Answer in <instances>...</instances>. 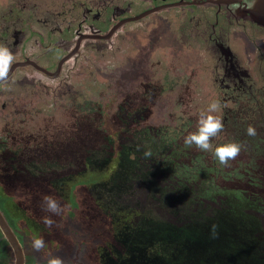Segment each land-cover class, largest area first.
Segmentation results:
<instances>
[{
  "label": "rangeland",
  "instance_id": "obj_1",
  "mask_svg": "<svg viewBox=\"0 0 264 264\" xmlns=\"http://www.w3.org/2000/svg\"><path fill=\"white\" fill-rule=\"evenodd\" d=\"M29 1V9L35 5L40 11L47 12L58 11L62 9V6L68 7L67 3L71 4L68 0ZM24 4L26 2L23 0H0V23L4 20L15 21L18 17L25 18L24 20L28 19L27 11L21 8ZM165 20L166 18L162 14L152 15L146 20L129 25L123 34L126 35L125 38L121 39L120 37L118 40L119 48L116 46L117 41L113 47L101 48L95 54L86 55L83 53V61L80 62L82 69L77 71L70 80L73 87L81 92V95L74 98L67 97L66 93L69 90L64 81L61 83L64 95L58 98L53 94V91H50L48 95L42 93V88L39 85L27 82L22 75L24 73L20 72L0 89V96H4H2L4 101H0V175L2 174V162L8 160L11 151L18 152V155L13 157V167L25 169L27 165L33 166L35 171L29 170V172L35 173L36 176L44 170H51L50 166L42 161V155L44 161L46 157L49 158L61 166V170L66 168V166H62L63 160L69 161L72 168L75 167V160L78 164L77 174L72 179L64 180L66 183H64L63 194H43V197L52 196L61 203L63 212L60 215L45 211L43 198L39 203L35 197L36 202L39 203L38 210H36L38 217L34 216L31 220L30 216H20L24 218L23 220L18 215H23L22 210L25 207H34L33 204H25L24 201L19 200L20 202H17L22 203V209L17 210L13 208L16 203L9 202L13 201L12 198L3 197L1 200L7 199L3 203L4 206L6 204L8 210H13V219L17 218L18 220L15 223L12 221L13 228L20 225L29 235L24 243L27 264H46V260L50 256L61 257L64 264H98L92 253L97 247H101L109 231V228H104L103 217L98 215V213L104 214L103 210H98V204L100 200H104L106 193L101 195L102 189L92 191L91 186L94 188L101 185L110 176L111 171L108 169H82L84 165L81 163L80 157L75 158L74 155L70 156L60 151L63 137L74 131L77 119H81L80 122L83 123V118L88 116L90 119L96 120L95 127L101 132H108L113 137L122 138L120 136L122 125L120 119L116 118V113L119 110V105L126 102L129 113L132 111L143 113L142 119L131 125V128H154L162 135H167L164 132L169 131L170 137L176 133L178 139L180 138L181 146L187 147L184 138L196 130L200 113L206 111L208 105L214 101V97L218 96L212 87L215 76L213 74L217 71L214 69L215 72L210 74L211 71L208 69V64L211 63L210 55L204 54L202 49L191 52L184 49L183 44L187 43L185 47L190 49L191 42L176 33L174 20L168 22ZM160 21L164 23H160ZM75 23L73 17L67 16L66 19H59L58 24L68 28ZM27 25L28 28L31 27L32 42L30 44L34 48H38L36 41H40V37L47 39L46 44H48V40H51V44L56 43L59 39L60 35L56 34L50 33L49 37L46 32H43L41 25L35 21ZM131 29L132 31L128 33ZM63 36L71 37L67 32ZM237 40L242 42L238 46L243 51L237 56L238 59L249 65L253 64L252 56L260 52L259 48L264 50V40L255 39L254 43L257 44L255 45L248 40V36L245 37L242 33L235 41ZM171 44L175 48L177 46L176 52L171 48ZM40 50L38 48L36 52L44 53L43 49ZM40 61H46V57H41ZM86 67L88 70H85ZM161 81L166 86L162 92L157 90ZM88 101L91 104H99L102 110L101 114L90 110L86 106ZM1 102L6 105L5 108L1 107ZM78 103H81V108ZM261 124H264V121ZM258 127L259 125L256 126V130ZM227 142H231L229 135L219 136V145ZM260 142L264 144L263 137H260ZM214 146L216 145H212V147ZM194 147L189 158L192 154L195 156L196 151H202ZM36 149L46 150L39 154ZM195 157L202 161L206 160L202 155ZM250 162L249 153L243 149L235 160L230 161L229 167L223 168L224 173L229 175L233 169H236L238 175V170L241 171L246 165H249V168L252 165L253 168V160L251 165ZM261 162L264 168V158ZM206 166L209 167V164ZM59 173L60 176L66 175L63 171ZM251 173L253 175L252 182L245 180L250 174L244 177L237 176L240 179L235 181L236 187L247 191L246 195H249L254 188L264 195V177L257 175L255 169ZM19 175L26 177L29 181L32 179L29 175ZM212 182L220 188H223V185L229 188L232 184L220 177L214 178ZM20 185L21 183H16L13 178V189ZM0 193L6 196L1 188ZM39 195L41 193L35 194V196ZM261 198L264 200V196ZM160 206L161 204H154L146 210L136 211V214L148 219L158 217L165 221L173 219L171 213L168 210H160ZM132 215L136 216L135 213ZM45 216L54 220L55 223L51 228L44 224ZM261 216V224L253 227L251 236L259 232L258 235L263 239L264 214ZM37 220L40 224L45 225L44 231L32 227L34 221ZM225 220L226 218L221 220V227L226 225ZM155 222H160V220ZM192 222L187 227L179 226L181 234L188 232L192 234L191 230L194 228L200 230L199 223ZM203 225L205 224L203 223ZM34 238H43L45 248L39 252L35 251L31 247ZM4 249L5 245H1L0 240V264H14L15 258L12 249L6 251ZM261 260L264 261V255Z\"/></svg>",
  "mask_w": 264,
  "mask_h": 264
},
{
  "label": "flooded vegetation",
  "instance_id": "obj_2",
  "mask_svg": "<svg viewBox=\"0 0 264 264\" xmlns=\"http://www.w3.org/2000/svg\"><path fill=\"white\" fill-rule=\"evenodd\" d=\"M23 1L26 4L21 8L27 11L28 19L24 20L25 18L21 19L18 17L15 21L10 20L7 22L4 20L0 23V43L8 46L15 57L8 81L13 80L18 72L24 73L22 75L26 81L39 85L42 88L41 92L45 95L53 91L56 97H63L64 91L61 90L62 81L65 82V86L69 90L66 93L68 98L81 95V92L73 87L70 80L73 75H76L77 71H81L82 69L80 62L83 61V53H86V55L95 54L101 48L113 47L120 37L121 39L125 38L126 35L123 34L129 25L146 20L152 15L162 14L166 18L165 22L174 20L177 29L176 33L181 38L191 42L190 49L185 47L187 43L183 44V48L190 52L194 50L201 51L202 49L204 54L210 55L211 63L208 64V69L211 71L210 74L215 72L214 69L217 71V73L213 74L215 76L213 77L212 87L218 95L214 97V100H219L221 104V108L216 114L222 118L224 129L211 140V144L216 146L207 152L200 149L198 150L201 152L196 151L195 156H204L206 158L204 161L196 158L193 154L190 158L171 157V159L165 160V156L170 155L171 152H166L165 155L164 153H155L150 162V166L153 169L149 168V172L155 176L157 186L150 190L146 188V183L141 172L137 177L138 179H136V176H132L131 178L125 177V182L122 179L115 182L110 180L114 178L116 164L124 159V153L129 155L128 158L131 160L138 157L125 152L123 143L127 141L126 139L132 140V132L135 133L141 129L131 128V125L139 122L138 120L142 119L143 113L136 111L129 113L126 108V102L119 105L116 118L120 119L122 125L121 135L119 134L122 138L113 137L108 132H101V130L95 127L96 120H92L88 116L83 118V123L80 122L81 119H77L74 131L63 137L60 151H64L66 146H68L67 150L72 151V155L75 158L78 156L82 159L81 163L84 165L82 169H108L111 171L110 176L101 185L94 188L91 186L92 191L102 189L101 195L102 193H106L104 200L99 201L98 210H103L104 214L108 213V210L119 211L124 207L141 210L136 203L127 202L120 198H127L128 201H132V198L137 197L136 195L133 197L132 190H138L139 193L158 197L159 201V198L162 199L161 193L163 194L167 188L173 189L174 185H177L176 181H184L185 176L181 171L186 170L185 172L191 174L188 177L190 181H185L189 189V199L194 198L195 203L190 201L183 204L181 201H171L170 207L162 208L160 206V210H173L175 214L177 210H187L188 212L204 210L208 213V216L217 215L225 219L224 214L226 212L224 210L248 209H244L241 206V203L244 202L241 197L245 196L247 197L246 201L252 200L256 202L257 210L252 209L255 215L262 213V211L264 212V200L261 198L264 196L263 193L254 188L249 195H246L247 191L237 188V184L235 185V181H239L240 178L238 177H241L239 171L238 177L233 172L226 175L223 170L225 166L220 165L214 156V149L219 145L218 138L222 134L229 135L231 141H235L234 137L237 136L238 132L243 131L247 135L246 129L249 125L255 128L259 125L256 130L257 135L255 136L259 141L260 137L264 138V124H261L264 121V50L259 48L260 52L252 56L253 64L249 65L238 59L239 53H243L238 46L242 42L240 40L235 41L241 33L245 37L248 36V40L251 43H254V40L257 38L264 40V27L258 24L255 9L251 12L254 5L252 0H68L71 3H67L68 7L62 6L61 10L54 12L40 11L38 6L35 5L30 7L32 9H29L30 1ZM153 10L158 11L151 13L145 18H141L142 15ZM67 16L73 17V21H76L74 24L76 26L72 25V27L65 28L58 24L59 19H66ZM56 18L57 20L55 21ZM32 21L39 23L43 32H46L49 37L50 33L57 36L60 35L56 43L50 44L51 40H48V44H46L47 39L44 37H40V41H36L37 47L41 50L43 49L44 53H37L36 50L38 48H34L30 44L32 42V38L30 37L32 33L30 32L31 27L28 28L27 24ZM160 23L164 22L160 21ZM131 31L132 29L128 33ZM65 32L69 33L71 37L65 38L63 36ZM254 44L257 45L256 43ZM119 45L120 42L118 41L116 46L119 48ZM171 48L176 52L177 46L175 48L172 45ZM43 56L46 57V61H40ZM51 61L52 64H50ZM85 70H88V68L86 67ZM11 83L13 84V82ZM159 83L161 84L157 87V90L162 92L166 89V86L162 84V81ZM4 84H0V89H2ZM10 86L13 87V85ZM2 96H0V101H4ZM5 106L1 102V107L5 108ZM78 106L81 108V103H78ZM86 106L92 111L95 110L97 114H101L102 112L99 104H91L88 101L86 102ZM165 138L173 140L168 134L165 135ZM172 143L175 145L174 148H178L180 145L166 141L165 147L168 148ZM259 144L263 149V142ZM96 147L107 149V157L109 159L112 158V160L96 159V161H87L90 151L92 149L93 151L96 150L94 149ZM45 150L42 149L40 152ZM17 154L18 152L16 153V151L9 152L10 157L8 160L2 162V174L0 175V188L6 195L4 196L0 193V209L14 232L15 229L12 226V221L15 223L16 220L13 219V210H7L6 204L5 206L3 204L7 199L1 201L3 197L12 198L13 201L10 200L9 202L16 203L13 208L19 210L22 209V203L18 202H25L26 199H33L35 197L43 198V194L46 193L45 189L36 187L34 182L15 173V166H12L13 162L11 161H13V157H16ZM145 161L148 164L147 160ZM44 162L51 169L55 166L60 167L56 162L51 161L47 157ZM205 163L209 164V167ZM217 168L219 169L218 171ZM48 172L50 170H44L41 174L44 175ZM77 172L78 164L75 160L72 174L64 176V178L72 179ZM30 173L33 174L32 180L41 175L36 176L35 173ZM216 177L223 178V180L232 182V184H230L229 188L223 185L221 189L224 190L219 192L218 189L220 187L215 186L212 182ZM13 178L16 183H21L16 189H13ZM251 179L248 177L245 180L252 182ZM107 181L108 185L106 186L105 183ZM10 188L12 189L9 190ZM231 189L233 191H230ZM124 190H128V193L122 194ZM166 192L170 194L171 189L166 190ZM224 192L227 193L225 194ZM37 193H41V195L35 196ZM233 193L237 195V197H234L236 206L233 209H225L223 206L225 196ZM158 201H153L151 205H158ZM38 205L35 207H25V210H22L23 215L18 216L30 214L32 215L30 218L33 220L34 216H37L36 210H38ZM151 205L142 210H146ZM138 210L127 209L125 211L136 214ZM104 214L98 213V215L103 217L102 220H105ZM171 222L178 227L184 225L187 227L188 224L193 223L188 218L186 222H178L177 216L173 217V221ZM15 234L17 235L16 232ZM0 238L1 245H5L4 250L10 249L11 247L1 230ZM22 245L25 251V246L24 244ZM25 257L27 261L26 253Z\"/></svg>",
  "mask_w": 264,
  "mask_h": 264
},
{
  "label": "trees",
  "instance_id": "obj_3",
  "mask_svg": "<svg viewBox=\"0 0 264 264\" xmlns=\"http://www.w3.org/2000/svg\"><path fill=\"white\" fill-rule=\"evenodd\" d=\"M166 133L170 135L169 131L164 132V134ZM173 136L174 138L169 136L173 139L169 140L165 138V135H162L160 131L158 132L154 128L140 129L135 133L132 132V140L126 139L127 141L123 143V149L125 152L138 157L131 160L128 158L129 155L124 153V159L116 164L114 178L110 180L115 182L122 179L123 182H125V177L131 178L132 176H136V179H138L137 177L141 172L146 183V188L150 190L156 187L157 182L155 181V176L149 172V168L151 170L153 169L150 166V162L155 156V153H164L165 155L166 152H171V156H165V160H169L171 157L181 159L187 158L193 152V147L195 145L191 148L181 146V142H179L180 138L178 139L177 134L175 133ZM234 138L235 141L245 145L244 150L249 153L251 162L253 160V168L250 162L251 168H249V165H246L241 171L238 170L240 176L244 177L250 174L249 177L253 178L251 171L255 169L256 174L263 178L264 169L261 161L264 158V151L259 144L260 141L257 140L256 136L245 135L243 131L238 132L237 136ZM166 141L180 145L178 148H174L175 145L172 143L166 148ZM194 148H196V146ZM67 149L68 146H66L63 153L71 156L72 151ZM94 149L96 150L93 151L92 149L93 152L90 151L87 161H96V159L106 161L112 160V158L109 159V157H107V149H100L98 147ZM36 150H38L37 152L40 154V149ZM146 150L151 151L152 156L150 158L144 157V152ZM145 160H147L148 164ZM42 161L44 162L43 155ZM62 166H66L65 170H61V166L52 167L50 172L44 175L41 174L40 177H35L33 180L31 179V182H34L36 187L45 189L46 193H50L51 195L63 194V188L65 187L64 183H66V181H64V176H70L72 174V167L67 160H63ZM29 170L35 171L34 167L29 165H27L25 169L14 167L15 173L28 174L32 178L33 174H31ZM218 170L219 169H217V171ZM60 171H63L66 175L60 176ZM185 171H181L185 176L184 181H176L177 185H174L173 189L167 188L166 190L171 189V193L167 194L165 190L163 194L161 193L162 199L159 198V201L158 197L139 193L138 190H132L133 197L135 195L137 196L132 198V201H128L127 198L122 199V197L120 199L136 203L141 210L151 205L153 201H158L162 208L170 207L171 201H181L183 204L190 201L195 203L194 198H191V200L189 199V189L185 182L190 181L188 177L191 176V174ZM233 174L236 175V177L238 176L236 169H233ZM105 185H108V181ZM218 190L222 192L224 189L220 188ZM230 191H233V189ZM126 193H128V190L122 192V194ZM224 193L226 194L227 192ZM234 197H237L235 193L225 196L223 205L225 209H233L236 206ZM41 199L42 198H37L38 202H40ZM241 199L244 200L241 206L244 207V209H248L224 210L226 212L224 214L226 217L224 223H226V225L222 227V217L217 215L208 216V213L204 210H195L197 213L193 210V212L177 210L176 214L173 213V210H168L173 217L177 216L178 222H186L188 218L189 221H196L199 223L201 231L194 228V230H191L193 231L192 234L189 232L181 234L179 227L171 222L173 219L168 221L160 217L148 219L142 218V216L137 214L133 216L132 212L125 211L127 209L138 210V208L124 207L119 211L108 210V213L104 214V228H109V231L107 232L104 243L100 248L97 247L93 251L92 256L97 259L98 264H264V261L261 260L264 255V238L262 239L258 235L259 232L251 236V232L254 230L253 227L259 223L261 224L260 219H262L261 215L264 214V212L255 215L253 211L257 210L256 202L252 200L246 201L245 199H247V197L245 196L241 197ZM25 204H33L34 207L38 205L36 198L26 199ZM18 206L20 205L18 204ZM27 216L31 217L32 215L28 214ZM19 218L24 220L23 217ZM15 220L18 222L17 218H15ZM156 220H160V222H155ZM34 222L35 223L32 225L34 229L42 231L46 229L45 225L40 224L39 221ZM203 223L205 225H203ZM213 225L218 226V234L215 238H212L211 235ZM15 232L24 244L28 237L25 230L19 225L15 228Z\"/></svg>",
  "mask_w": 264,
  "mask_h": 264
},
{
  "label": "clouds",
  "instance_id": "obj_4",
  "mask_svg": "<svg viewBox=\"0 0 264 264\" xmlns=\"http://www.w3.org/2000/svg\"><path fill=\"white\" fill-rule=\"evenodd\" d=\"M14 59L12 50L8 46L0 43V84L7 83ZM220 108V101L214 100L208 105L206 111L200 113L196 131L189 133L184 138L185 146L192 147L195 145L198 149L205 152L212 150V138L216 137L224 129L222 118L216 114ZM246 133L248 136L257 135L256 128L252 125L247 127ZM244 148L245 145L241 142H227L214 149V156L220 165L229 167L230 161L235 160ZM151 156L152 153L150 150L144 152L145 158H150ZM43 209L55 215H60L63 212L61 203L52 196L43 197ZM43 222L49 228L55 223L49 216H45ZM217 228V225L212 226V238L217 236ZM45 246L43 238H34L31 242V247L37 252L44 249ZM46 264H64V260L59 256H50L47 258Z\"/></svg>",
  "mask_w": 264,
  "mask_h": 264
},
{
  "label": "water",
  "instance_id": "obj_5",
  "mask_svg": "<svg viewBox=\"0 0 264 264\" xmlns=\"http://www.w3.org/2000/svg\"><path fill=\"white\" fill-rule=\"evenodd\" d=\"M254 5L252 6L251 12L255 9V13L257 16L258 24L264 27V0H252ZM249 2V1H248ZM158 11V10H156ZM155 10L150 11L141 16V18H145L151 13L156 12ZM0 230L4 235L6 241L11 247L15 263L14 264H26V257L23 245L21 244L19 238L5 219L1 209H0Z\"/></svg>",
  "mask_w": 264,
  "mask_h": 264
}]
</instances>
